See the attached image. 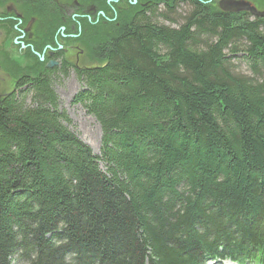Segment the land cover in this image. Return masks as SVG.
Wrapping results in <instances>:
<instances>
[{
    "label": "trees",
    "instance_id": "obj_1",
    "mask_svg": "<svg viewBox=\"0 0 264 264\" xmlns=\"http://www.w3.org/2000/svg\"><path fill=\"white\" fill-rule=\"evenodd\" d=\"M72 1L17 0L42 47L61 27L87 40L73 102L100 156L65 125L52 71L0 100V264H264V18Z\"/></svg>",
    "mask_w": 264,
    "mask_h": 264
},
{
    "label": "rangeland",
    "instance_id": "obj_2",
    "mask_svg": "<svg viewBox=\"0 0 264 264\" xmlns=\"http://www.w3.org/2000/svg\"><path fill=\"white\" fill-rule=\"evenodd\" d=\"M57 4L61 5H72V0H52ZM220 0H213V6L219 10L218 2ZM235 1H244L249 3L255 13L262 15L261 18H264V0H235ZM128 2L132 4H136V0H128ZM1 4V3H0ZM15 8L20 11L18 5H14ZM120 8H125L126 4L121 3L118 5ZM187 11L186 6L181 8L180 14H184ZM24 23L33 19H29L26 21L24 13L20 11ZM247 13V12H245ZM250 15V13H248ZM24 15V16H23ZM252 16V15H250ZM258 17V16H257ZM160 24H164L167 26H175L172 23L164 21L162 19H158ZM40 23L36 18L33 20V25L29 31L30 39L38 41V34L40 31ZM60 39L58 40L59 47L61 46L64 51H62L61 58H59V66L52 69L51 82L52 89L57 96V104L58 110L60 112H64L68 118V122L65 124L67 128L72 132L81 142H83L86 146H88L85 142L89 143V148L92 150L93 154L96 156H100V142H101V130L97 123V121L90 116L85 108L73 102L74 97L79 94L84 86L77 79L75 75V67L83 68V67H92L95 66L96 63L90 58L89 53V44L87 40L81 37L80 33H76L75 31L66 30L64 27L60 28ZM12 39V38H11ZM10 39V41H11ZM8 51H10L11 57L15 60L17 64L22 66V68L32 67L33 64L39 65V58L33 55V53H29L34 58H27L24 56V49L17 45L14 47L13 52L9 47H6ZM57 49V48H56ZM59 49V48H58ZM63 61H66L68 65L64 64ZM231 63L233 64V69L236 74L249 76L250 72L248 70L247 65L241 59V56H237L231 59ZM22 70V69H21ZM42 68H37L35 75L42 72ZM13 73L9 77L4 74L3 71H0V80L1 78H5L4 83L0 85V89H5L7 91L13 88V84L17 79V74L19 73L18 68L16 71L10 70ZM15 73V74H14ZM23 73V72H22ZM21 73V74H22ZM32 74L31 76H34ZM0 90V91H1ZM100 168L104 170L102 164H100ZM208 264H234L229 261H215L210 262Z\"/></svg>",
    "mask_w": 264,
    "mask_h": 264
},
{
    "label": "flooded vegetation",
    "instance_id": "obj_3",
    "mask_svg": "<svg viewBox=\"0 0 264 264\" xmlns=\"http://www.w3.org/2000/svg\"><path fill=\"white\" fill-rule=\"evenodd\" d=\"M0 3V71H3L8 77L11 74L13 75L10 70L16 71L18 68L19 71L17 79L15 80L11 90L7 91L5 89H0V100H2L12 93L24 90V87H19L21 80L27 77L33 78L31 75L36 72L37 68L40 67L45 72L52 71L53 68L58 67L59 58H57V55L59 53L62 55V51H64V49L61 46L57 47V49L50 45L42 47L41 43H38L36 39H30L29 31L33 25V21L30 26H27L30 21L24 23L20 11H18L14 6L18 5L19 7L17 0H0ZM65 14L68 15L69 12L65 10ZM17 45H20L22 50L24 49L23 55L27 58H34L29 53H33V55L38 57L40 60L39 65H36L35 63L32 67L24 69L22 66L17 64L11 57L10 51L6 49V47H9L13 52L14 47ZM51 62L55 64L48 68L47 65ZM3 80H5L4 77L1 78L0 85L4 83Z\"/></svg>",
    "mask_w": 264,
    "mask_h": 264
},
{
    "label": "water",
    "instance_id": "obj_4",
    "mask_svg": "<svg viewBox=\"0 0 264 264\" xmlns=\"http://www.w3.org/2000/svg\"><path fill=\"white\" fill-rule=\"evenodd\" d=\"M218 8L221 12L224 13H239L247 12L250 15L256 17H262V15L255 13L249 3L244 1H235V0H220L218 2ZM33 20H30L27 26H30ZM55 63L51 62L47 65L48 68L52 67Z\"/></svg>",
    "mask_w": 264,
    "mask_h": 264
},
{
    "label": "bare ground",
    "instance_id": "obj_5",
    "mask_svg": "<svg viewBox=\"0 0 264 264\" xmlns=\"http://www.w3.org/2000/svg\"><path fill=\"white\" fill-rule=\"evenodd\" d=\"M40 68V67H39ZM88 146H89V143L85 142Z\"/></svg>",
    "mask_w": 264,
    "mask_h": 264
}]
</instances>
